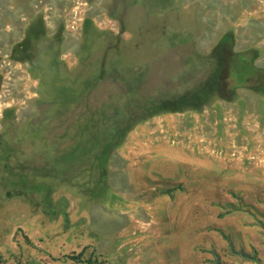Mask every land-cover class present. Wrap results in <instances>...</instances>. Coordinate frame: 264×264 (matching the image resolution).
Instances as JSON below:
<instances>
[{"label":"rangeland","instance_id":"374dc122","mask_svg":"<svg viewBox=\"0 0 264 264\" xmlns=\"http://www.w3.org/2000/svg\"><path fill=\"white\" fill-rule=\"evenodd\" d=\"M110 2L0 0V264H264V94L247 88L231 101L141 121L118 149L99 197L91 191L87 200L53 180L51 195L10 188L15 161L28 156L34 139L13 130L4 111L15 108L17 123L40 111V80L13 59L14 45L39 14L49 34L66 37L61 58L71 69L85 19L120 33ZM141 3L130 7L129 32L120 38L151 64L168 58L167 76L193 52H210L230 29L235 50L259 49L256 62L264 66V0H167L156 11ZM208 69L199 68L195 80ZM9 146L15 157L8 158ZM81 252L94 262L70 258Z\"/></svg>","mask_w":264,"mask_h":264},{"label":"trees","instance_id":"16d2710c","mask_svg":"<svg viewBox=\"0 0 264 264\" xmlns=\"http://www.w3.org/2000/svg\"><path fill=\"white\" fill-rule=\"evenodd\" d=\"M137 1L143 5L147 2L152 11L167 2L111 0L107 7L111 16L120 21V33L129 32L130 7ZM32 17L23 38L14 45L12 57L29 65V73L39 78L36 102L40 111L36 115L25 113L22 123L16 122L15 108L4 111V119L13 130H23L24 137L32 135L34 139L28 156L20 164L15 161L19 171L10 188L35 192L39 188L51 195L53 184L58 183L91 200V191L99 192V197L103 184L107 192L106 181L111 165L119 158L118 149L141 121L164 112L199 110L218 98L231 101L240 88L264 94V66L256 62L261 52L255 47L237 52L232 29L207 54L188 55L182 70L169 77L172 68L163 72V67H171L168 58L151 64L132 53L131 45L122 42L120 33L98 29L89 17L76 52L77 65L67 69L61 58L66 37L62 32L49 34L41 15ZM172 36L184 37L178 33ZM202 66L209 69L201 81H196V72ZM158 71L159 75L155 73ZM1 85L0 75V89ZM100 87H107L108 94L97 96ZM3 136L0 133V160L5 153ZM6 148L8 158L15 157V147ZM7 194L11 195V191ZM70 258L94 262L86 260L83 252Z\"/></svg>","mask_w":264,"mask_h":264}]
</instances>
